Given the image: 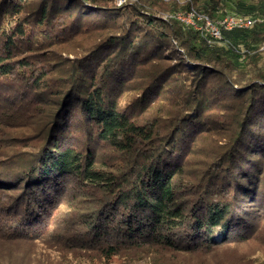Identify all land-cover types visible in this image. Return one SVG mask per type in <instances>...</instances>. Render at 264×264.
I'll return each instance as SVG.
<instances>
[{"label":"trees","instance_id":"16d2710c","mask_svg":"<svg viewBox=\"0 0 264 264\" xmlns=\"http://www.w3.org/2000/svg\"><path fill=\"white\" fill-rule=\"evenodd\" d=\"M194 1L0 0V237L40 239L87 183L95 204L82 237L103 256L248 238L264 209V65L242 55L264 43V0H236L231 12L203 2L215 20H259L224 31L220 45L155 14ZM135 77L141 96L122 104ZM149 95L155 113L137 116ZM218 107L220 133L185 173L193 132ZM100 143L120 153L119 166H97Z\"/></svg>","mask_w":264,"mask_h":264},{"label":"rangeland","instance_id":"374dc122","mask_svg":"<svg viewBox=\"0 0 264 264\" xmlns=\"http://www.w3.org/2000/svg\"><path fill=\"white\" fill-rule=\"evenodd\" d=\"M112 1V0H111ZM169 2V0H165ZM171 1V0H170ZM191 0H178L180 5ZM205 0L194 1L192 8L199 10ZM227 5L223 8L225 12L232 11V4L236 0H224ZM112 4V2H110ZM114 3V2H113ZM170 3V2H169ZM167 7H170L169 4ZM188 10L180 9L176 12H186ZM202 12V11H200ZM173 11L159 10L155 14L164 17ZM164 19V18H163ZM215 20V19H214ZM73 45H68L67 50L73 51ZM176 50H181L175 46ZM60 56L59 52H55ZM69 56V53L63 52L61 56ZM71 55V54H70ZM244 55V56H243ZM242 58L246 59L244 65L252 66L264 65V43L257 50H250L249 53L243 54ZM173 59L172 62H177ZM190 66L194 63L189 62ZM142 69V68H141ZM178 77H184L182 73ZM137 76V75H136ZM137 77L134 78L131 87L122 95L120 102L128 103L131 99L141 96L138 90H134L133 85H137ZM186 84V83H185ZM184 84V85H185ZM211 84V82H210ZM168 92V91H166ZM165 92V93H166ZM147 101H153L146 106L138 109L137 116H150L155 113V102L157 97L149 95ZM214 106V105H213ZM213 106H211L213 108ZM210 107V108H211ZM218 107L213 112V120L193 132L189 146L186 148V155L182 157L185 173L196 166L198 160L207 152L211 142L220 133V113ZM204 128V131H200ZM7 130V129H6ZM200 131V132H199ZM22 132V131H20ZM19 132V133H20ZM201 133V134H200ZM18 131H11L10 135H16ZM264 138V136H263ZM120 153L107 143H100L96 150L97 166L101 169H114L120 164ZM260 161H264V156H260ZM264 163V162H263ZM184 174L178 176V189L184 180ZM81 192L68 202L61 204L55 211V217L51 221L47 230L42 234L40 239L8 240L0 237V263L2 264H264V209L260 211L255 218V228L249 231V236L244 241H230L213 248H201L196 251H180L170 248L146 246L144 248H124L119 254L110 257L103 256L99 249V244L92 242L85 237V224L87 212L94 205L91 193L95 192L92 185L86 183L85 189L78 185ZM85 195V196H83ZM90 198V199H89ZM67 200V199H66ZM65 227V228H64ZM250 230V229H249ZM2 230L0 229V232ZM6 232V231H4ZM221 235L217 234L215 238L219 241Z\"/></svg>","mask_w":264,"mask_h":264},{"label":"built area","instance_id":"2783aa9c","mask_svg":"<svg viewBox=\"0 0 264 264\" xmlns=\"http://www.w3.org/2000/svg\"><path fill=\"white\" fill-rule=\"evenodd\" d=\"M114 4L122 5L126 0H113ZM164 19H176L187 27L192 28L209 43L220 45L223 43L224 31L236 28H252L258 24V19L252 16L227 14L218 20H214L209 15L194 8L186 12H174L166 14ZM244 56V55H243ZM242 56V57H243Z\"/></svg>","mask_w":264,"mask_h":264}]
</instances>
